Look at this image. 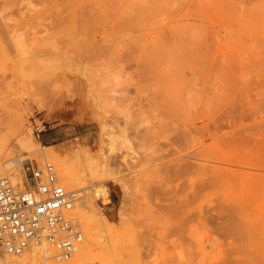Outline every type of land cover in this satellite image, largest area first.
<instances>
[{
  "label": "rangeland",
  "instance_id": "obj_1",
  "mask_svg": "<svg viewBox=\"0 0 264 264\" xmlns=\"http://www.w3.org/2000/svg\"><path fill=\"white\" fill-rule=\"evenodd\" d=\"M23 134L83 192L71 264H264V0H0L12 181Z\"/></svg>",
  "mask_w": 264,
  "mask_h": 264
},
{
  "label": "built area",
  "instance_id": "obj_2",
  "mask_svg": "<svg viewBox=\"0 0 264 264\" xmlns=\"http://www.w3.org/2000/svg\"><path fill=\"white\" fill-rule=\"evenodd\" d=\"M40 132L37 127L38 136ZM21 166L23 182L0 178V264L35 246L41 249L44 264L70 260L84 237L75 216L83 192L67 189L49 160L41 166L24 160Z\"/></svg>",
  "mask_w": 264,
  "mask_h": 264
},
{
  "label": "bare ground",
  "instance_id": "obj_3",
  "mask_svg": "<svg viewBox=\"0 0 264 264\" xmlns=\"http://www.w3.org/2000/svg\"><path fill=\"white\" fill-rule=\"evenodd\" d=\"M62 1H64V0H62ZM84 11H86V10H84ZM17 142H18V145H19L22 153L19 154L16 157H14L13 160H14V162H15L16 165L21 166L22 163H23V161L25 160V159L21 158V156L23 154H25V153L33 155L32 153L33 152H37L38 147H37L36 143L33 142L32 139L30 137H28L27 135H25V134L21 135L19 137V139H18ZM41 147H42V149H46V146L45 145H42ZM48 154L50 155V152L47 150V151H43L42 153H38V156L41 159L42 158H48V157H50ZM16 172L13 173L12 175H10L13 178V181L15 183H21V182H23L24 177H22V176L20 177L19 176L21 174V172H20L19 175H18V172L19 171L17 173ZM3 173L4 172L2 171V168H1V165H0V178H3L4 177V174ZM63 176L66 178V182L65 183L66 184H69L71 182V179H70V176L68 174V171H67V168L66 167L63 168ZM104 186H106V185H104ZM95 190H96L95 191L96 195L97 194H103V195L106 194V189L103 186H99V187L95 188ZM107 192H108V190H107ZM36 251H39V253L41 254L40 255L41 256V259L43 261L41 249L39 247H36L35 246V247H31L28 250H26L22 255L18 256V258L15 257V256L8 257L6 259V264H25L27 262V260H28V256L29 255H33V258L31 260V262L33 264H38V262L36 261ZM87 252H88V247H84L83 249H80V250L78 249V251L75 253V255L77 256L79 253H87ZM74 256L70 260H68V261L61 262V263H57V264H71V260L74 258ZM46 264H49V263H46Z\"/></svg>",
  "mask_w": 264,
  "mask_h": 264
}]
</instances>
